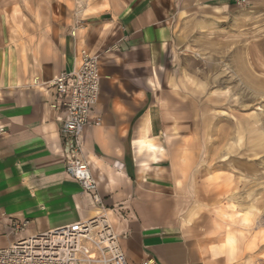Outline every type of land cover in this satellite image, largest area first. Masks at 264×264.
<instances>
[{
  "label": "crops",
  "instance_id": "obj_1",
  "mask_svg": "<svg viewBox=\"0 0 264 264\" xmlns=\"http://www.w3.org/2000/svg\"><path fill=\"white\" fill-rule=\"evenodd\" d=\"M184 1L108 0L74 36L68 10L60 18L47 5L24 3L17 18L16 5H7L14 17L0 7V216L28 219L36 234L100 214L101 206L65 173L66 112L51 87L62 72L79 69L85 50L100 55L101 93L83 132L84 157L114 231L127 235L121 242L127 263L264 262L260 244L248 239L254 227L225 221L221 192L199 174L191 108L161 97L176 90L179 13L196 8L224 16L240 9L236 0H195L188 8ZM250 9L264 12V5ZM252 47L242 59L233 51V76L261 67ZM224 130L217 123V143ZM228 230L246 232L247 239L234 254L204 255L224 244ZM254 242L256 250L248 251Z\"/></svg>",
  "mask_w": 264,
  "mask_h": 264
},
{
  "label": "rangeland",
  "instance_id": "obj_2",
  "mask_svg": "<svg viewBox=\"0 0 264 264\" xmlns=\"http://www.w3.org/2000/svg\"><path fill=\"white\" fill-rule=\"evenodd\" d=\"M195 2L185 0L184 5L187 7ZM236 2L240 10L225 11L224 16L196 8L179 13L176 43L179 60L171 70L176 90L162 93L161 97L172 99L181 109L191 108L198 132L195 142H201L193 156L194 163L204 169L198 172L202 178L207 177L213 189L221 192V206L235 205L237 211L229 213L236 216L248 213L253 205L259 209L251 224L254 227L248 238L251 241L264 232V203H256L264 197V43L260 41L264 37V12L250 8L263 6L264 0ZM24 3L47 5L46 10L56 14L58 10L60 18L62 10H68L67 15H71L73 21L70 29L73 36L75 28L84 26L86 19L107 6L108 0H0V7L9 16L13 11L9 12L7 5H16L17 18H22L19 16H23V11L19 9L23 10L21 5ZM252 41L260 42L254 45ZM252 46L257 47L255 55L261 67L255 68L254 75H247L241 60L240 69L244 75L233 76V51L242 59V53L246 55L248 49L253 51ZM236 77L238 79L234 81L237 82H233ZM188 79L200 87L181 86ZM222 122L224 139L217 143L216 125ZM220 174H223L220 181L209 179ZM228 176L232 177L233 185H238L231 192ZM236 223L242 230L247 227L242 220ZM33 234V226H30L21 234L0 236V248ZM258 245L257 252L264 261V244Z\"/></svg>",
  "mask_w": 264,
  "mask_h": 264
},
{
  "label": "built area",
  "instance_id": "obj_3",
  "mask_svg": "<svg viewBox=\"0 0 264 264\" xmlns=\"http://www.w3.org/2000/svg\"><path fill=\"white\" fill-rule=\"evenodd\" d=\"M99 60V54L82 50L79 69L62 72L51 82V87L61 96V108L66 112L61 129L65 173L84 193L92 196L101 206V212L91 219L36 233L1 247L0 264H128L121 245L127 235L114 231L84 157L83 132L90 124L101 93ZM98 123L99 119L95 121ZM29 224L28 219L1 215L0 236L21 234ZM139 264H153V261Z\"/></svg>",
  "mask_w": 264,
  "mask_h": 264
},
{
  "label": "clouds",
  "instance_id": "obj_4",
  "mask_svg": "<svg viewBox=\"0 0 264 264\" xmlns=\"http://www.w3.org/2000/svg\"><path fill=\"white\" fill-rule=\"evenodd\" d=\"M181 86H183V87L192 86V87H198V88L200 87L192 79H188L187 82L183 83ZM222 177H223V174H220V175H217L215 177H211L209 179L213 180V181H220L222 179ZM227 180H228L229 192H231L232 189L238 187V185L232 184V177L231 176H228ZM256 203L257 204L264 203V197H261L259 200L256 201ZM222 207H223V211L220 212V215L225 221H230L232 223H236L238 220H242V221H244V223L247 227H251V224L253 222L255 215L259 214V209H257L255 205L252 206V208L250 209V211L248 213H246L242 216L228 215L229 212L235 213L237 211L235 205H227L226 204V205H223ZM185 226H187V223L185 224ZM220 230H224V229L221 228ZM228 231H229V235L226 237L224 244L220 247H212L210 250L204 252V255H206V256L212 255L213 260H216V259L220 258L221 256H224L226 254L227 250H229V249H231L233 254H234L236 251V247H237L238 242L240 240H242L243 238H245L247 233L246 232L231 233L230 230H228ZM256 242L264 244V232H261L257 235ZM256 242H254L252 244V246L248 249V251L251 252V251L256 250Z\"/></svg>",
  "mask_w": 264,
  "mask_h": 264
}]
</instances>
